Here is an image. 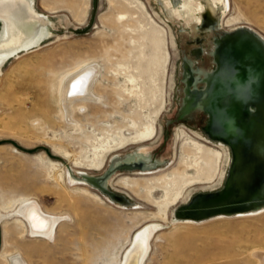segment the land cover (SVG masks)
<instances>
[{"label": "rangeland", "instance_id": "374dc122", "mask_svg": "<svg viewBox=\"0 0 264 264\" xmlns=\"http://www.w3.org/2000/svg\"><path fill=\"white\" fill-rule=\"evenodd\" d=\"M213 7L216 28L209 29L207 0H33L49 36L10 59L0 76V264H120L149 225L158 229L144 264H263L264 206L176 217L195 196L221 191L232 163L230 147L206 133V111H185L186 97L207 87L211 134L224 136L227 121L236 127L228 187L210 203L264 198V0H218ZM123 14L135 19L117 21ZM239 28L262 40L232 33ZM242 33L255 38L245 45L262 73L246 92L231 88L218 59L223 42ZM89 65L99 70L93 100L63 104L65 82ZM128 74L142 102L127 94ZM146 129H153L150 139L118 146ZM198 147L215 161L209 176L189 167ZM138 153L148 156L146 166H136ZM112 171L106 191L85 180ZM174 179L188 186L164 215L158 206L174 198L165 192ZM32 202L58 219L51 240L32 236L17 213Z\"/></svg>", "mask_w": 264, "mask_h": 264}, {"label": "bare ground", "instance_id": "6f19581e", "mask_svg": "<svg viewBox=\"0 0 264 264\" xmlns=\"http://www.w3.org/2000/svg\"><path fill=\"white\" fill-rule=\"evenodd\" d=\"M216 1L218 0H207L208 15L205 18L204 24L208 25L209 29L216 28V24H214V21L212 20V16L214 15L213 4ZM140 5L141 8L145 11V7L142 4ZM43 16L35 12L33 8V0H0V22L3 24L2 31L0 32V76L2 75L3 66L10 59L14 58L15 56H17V54L21 52H25L34 47L39 46L43 40L48 38L49 30L47 26L40 24L41 22L40 19L43 18ZM128 18L135 19L132 16L123 14L117 17V21H122ZM252 40H255L253 36L245 35L242 33L234 39H228L226 42H223V45L218 53V59L220 64L219 72L221 76H223L224 79L226 78V82L228 81L231 88L239 92L248 91L253 85V83L261 76L262 73H264V72L260 73L259 71L260 69H258L259 62L255 61L252 49L249 46L245 45L247 44V41H252ZM260 50H261L260 63L264 67V46H261ZM98 73L99 70L97 66L89 65L86 66L80 72L68 78L61 92V100L63 104L67 102V106H68L70 105V103L78 100H89L94 98L91 97L92 85L96 80ZM128 75L130 76V74ZM209 79L210 76L207 77V83L209 82ZM127 82L130 83L132 86L130 89H126L127 94L132 95L133 97L135 96L139 101H141L143 98V91L137 84V79L134 76H130L128 77ZM73 84H77V88L75 90H73L72 87ZM209 100H210V96H209L208 87L203 91L195 90L194 94L186 97L185 111L187 112L192 108L205 109L207 104L209 103ZM229 101L230 98H226L223 100V104L226 105L229 103ZM235 132H236V127L233 121H227L226 124L221 128L222 135L224 136L226 135V137L234 136ZM153 133H154L153 129H146L145 132L129 140L121 139L118 146L122 145V143H133V144L142 143L143 141L150 139ZM116 142L117 141L115 140V142L113 143ZM111 150H113V147L111 146L106 148V150H104L105 155ZM194 152H195L193 153L194 160L192 164H190L189 162L190 164L189 167L193 168L198 176H209L210 170L212 169L215 162L214 159L211 157H207L204 154V151L201 147H198L196 150H194ZM219 156L220 154L217 153L216 156L217 164L220 159ZM135 159L137 160V164H136L137 167H144L148 164L147 155L138 153L135 156ZM113 173H114L113 171L108 173L107 176L101 180H96L90 177H85V180L86 182H89L91 185H93V187H97L98 189L103 191L106 189L105 188L106 184ZM189 177L191 176L189 175ZM165 180L167 179L165 178ZM185 184L186 183L181 184L179 183V180L177 181L175 179L172 180L171 184L169 183L166 184L167 185L165 188L166 195L168 196L170 192H175V193L173 199L171 200L168 199L166 203H163V205L158 206L160 208L161 214L165 213V210L168 205L174 203V201H176V199H178L181 196L185 187L188 186V185L186 186ZM118 201L121 202V199H118ZM259 202H262V200H258L256 203ZM258 207H260V205ZM17 213L28 222L30 228L29 229L30 234L32 236H40L48 240L52 239L53 230H55L54 227L58 223L57 218L44 215L41 212L39 206L34 202L23 205L18 209ZM164 218L165 217H163V219ZM157 229H158L157 225H149L143 228L142 230H140L134 236L132 244L129 247V249L126 251L125 255L123 256V259L120 264H144L150 249V240L154 236ZM258 258H260L262 263L264 264V260L262 259L264 258V254L260 255ZM13 264H23V262L20 261L19 259H15Z\"/></svg>", "mask_w": 264, "mask_h": 264}, {"label": "water", "instance_id": "95a60500", "mask_svg": "<svg viewBox=\"0 0 264 264\" xmlns=\"http://www.w3.org/2000/svg\"><path fill=\"white\" fill-rule=\"evenodd\" d=\"M238 32H247L248 34L254 35L256 38L262 40L261 38H259V36L256 33H254L252 30H250L248 28H239L232 33H238ZM229 34H231V33H229ZM262 41L264 42V40H262ZM212 55H213V52H212ZM213 58H214V56H213ZM254 109H255V107L253 105L249 106L250 112L254 111ZM203 110H205L209 116L208 123L205 127L206 133L209 135L210 138L221 141L230 147V149L232 151V163H231V166L229 168V172H228V176H227V179L225 182V186L221 191H219L217 193H213V194H205V195L195 196L187 206L181 207L176 212V217L183 219V220H186V219L200 220V219L208 218L210 216H214V215H218V214H233V213L249 212V211H252V209L254 210L255 207H258L259 205H260V207L264 206V198H263L262 202H259V203H256L255 200H253V201L252 200H244V201L241 200V201H237L236 203L230 202L228 205L226 203L225 205L220 204L218 206H215L213 203H210V202H212V200L215 196L223 193L226 190V188L228 187V183L230 181L231 167H232L233 162H234L236 149H235V142L232 140V138L226 137V135L219 137V136H213L211 134L212 129H211L210 114L208 113V110H206V109H203ZM241 122H243V120ZM244 127H246V125ZM240 129L243 130V127ZM244 129H245V132L248 133L247 127ZM236 136H237V138L240 137V136H238V130H237V134L235 135V138H236ZM239 140H242V138H240ZM17 148H20V147L17 146ZM116 169L117 168H115V170ZM105 176H106V174H105ZM257 204H258V206H257ZM197 207H198V210L196 209Z\"/></svg>", "mask_w": 264, "mask_h": 264}, {"label": "snow or ice", "instance_id": "6c2138e0", "mask_svg": "<svg viewBox=\"0 0 264 264\" xmlns=\"http://www.w3.org/2000/svg\"><path fill=\"white\" fill-rule=\"evenodd\" d=\"M79 83V82H78ZM73 90H75L76 88H77V84H73ZM70 94H72V93H70Z\"/></svg>", "mask_w": 264, "mask_h": 264}, {"label": "flooded vegetation", "instance_id": "af4514ba", "mask_svg": "<svg viewBox=\"0 0 264 264\" xmlns=\"http://www.w3.org/2000/svg\"><path fill=\"white\" fill-rule=\"evenodd\" d=\"M0 24L3 26V24L0 22ZM18 55V54H17Z\"/></svg>", "mask_w": 264, "mask_h": 264}]
</instances>
